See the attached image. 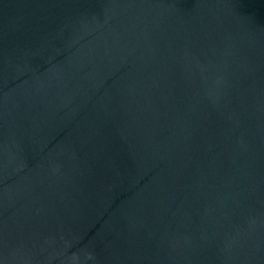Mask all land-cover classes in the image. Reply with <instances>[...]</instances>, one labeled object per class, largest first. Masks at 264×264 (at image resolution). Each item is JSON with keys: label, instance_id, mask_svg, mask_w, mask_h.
<instances>
[{"label": "water", "instance_id": "water-1", "mask_svg": "<svg viewBox=\"0 0 264 264\" xmlns=\"http://www.w3.org/2000/svg\"><path fill=\"white\" fill-rule=\"evenodd\" d=\"M0 264H264V0H0Z\"/></svg>", "mask_w": 264, "mask_h": 264}]
</instances>
